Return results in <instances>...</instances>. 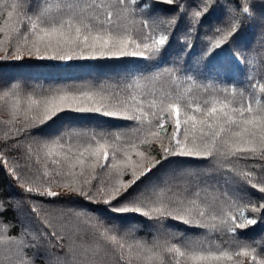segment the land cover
Instances as JSON below:
<instances>
[{
    "label": "snow or ice",
    "instance_id": "obj_1",
    "mask_svg": "<svg viewBox=\"0 0 264 264\" xmlns=\"http://www.w3.org/2000/svg\"><path fill=\"white\" fill-rule=\"evenodd\" d=\"M216 7L224 12L214 0H0V61H152L176 39L165 27L187 19L191 32ZM253 15L249 0L229 4L227 23L215 29L209 48L239 31L238 16ZM152 67L157 70L95 84L0 81V164L17 154L10 174L18 187L31 196L81 197L112 214L61 209L67 220L58 230L33 207L42 227L13 232L0 198V264H38L42 256L44 264H264V239L240 232L264 223V74L234 83L221 63L216 76L228 83H201L176 66ZM66 113L125 123L78 128L69 122L43 135L45 125L76 119ZM171 157L206 160L208 172L141 189ZM211 174L223 184L201 182ZM130 214L155 229L151 239L138 235L136 225L121 230L115 223ZM65 227L78 239L91 237L79 255L71 245L50 252L49 245L61 247L53 238L65 239Z\"/></svg>",
    "mask_w": 264,
    "mask_h": 264
},
{
    "label": "trees",
    "instance_id": "obj_2",
    "mask_svg": "<svg viewBox=\"0 0 264 264\" xmlns=\"http://www.w3.org/2000/svg\"><path fill=\"white\" fill-rule=\"evenodd\" d=\"M155 2V0H149ZM216 5H222L224 12L220 7L204 18L203 26H197L191 32L186 33L188 28L187 19L178 21L174 27H165L164 30L174 34L176 39L170 49L162 52L160 56L152 61L140 58H122V59H98V60H73L68 63L60 61L36 60L25 58L21 61H0V81L17 80L22 84L31 86L35 84H95L98 82H108L122 80L128 77L129 73H137L139 70L151 68L153 64H159L161 67L176 66L180 69L181 75L187 74L193 76L201 83H228L225 77L216 76V67L225 63L231 69L230 76L234 83L243 82L250 74L257 76L264 74V1L249 0L250 10L253 12V18L246 21L243 16H238L241 26L239 31L219 48H209V42L213 36L217 35L215 29L223 27L227 23V14L229 4L236 5L239 0H214ZM161 9L171 8L173 6L158 4ZM174 14V13H172ZM164 17L163 13L158 14L157 18ZM164 27V26H162ZM186 37V38H185ZM239 57V59H236ZM163 60V63L161 62ZM231 62V63H229ZM68 118L75 117L74 120L65 119L58 121L49 128L44 126L43 135L47 136L66 128L69 122L73 127L78 128H96L100 122H105L102 126L123 124L124 121L114 120L99 116L97 114H77L66 113ZM37 132L40 129L35 130ZM18 158L17 154L7 155L8 164H0V198L5 199L8 205V211L4 213L7 221L12 222L13 232L22 229L35 230L42 227L41 220L50 221L60 230V225L66 223L67 218L61 219V209H78L89 212L90 215H99L101 218L111 216V213L104 211L102 204H92L77 196L61 195L56 198L31 196L18 187L16 180L10 174L11 166ZM209 162L206 160H197L187 157H171L164 161L158 170L149 173L151 180L144 179L140 188H144L148 183H160L166 178H179L187 181L193 179L190 173H207ZM203 180L219 181L223 184V177L218 174L202 175ZM256 195H259L257 193ZM36 207L41 216L38 220L31 211ZM92 210H100L93 212ZM124 223L116 221L121 230L136 225L137 234L151 239V233L154 228L148 226V222L143 224L139 222L143 218L130 214L122 218ZM72 223H78L73 218ZM112 223V221H109ZM179 227L183 228V225ZM189 233H197L201 230L190 228ZM241 235L248 233L245 239L253 238L264 239V223L255 228L240 230ZM65 239L53 238V244H59L61 247L49 245L52 254H62L69 245H71L77 255H79L82 243H91V237L87 239H78L67 227L63 229ZM45 257H39L38 264H44Z\"/></svg>",
    "mask_w": 264,
    "mask_h": 264
},
{
    "label": "rangeland",
    "instance_id": "obj_3",
    "mask_svg": "<svg viewBox=\"0 0 264 264\" xmlns=\"http://www.w3.org/2000/svg\"><path fill=\"white\" fill-rule=\"evenodd\" d=\"M264 1V0H263ZM264 14V11L262 12ZM246 21H249V19H246Z\"/></svg>",
    "mask_w": 264,
    "mask_h": 264
}]
</instances>
